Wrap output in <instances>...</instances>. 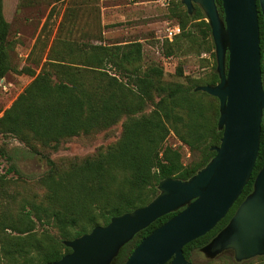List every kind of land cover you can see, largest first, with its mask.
<instances>
[{
  "label": "trees",
  "instance_id": "16d2710c",
  "mask_svg": "<svg viewBox=\"0 0 264 264\" xmlns=\"http://www.w3.org/2000/svg\"><path fill=\"white\" fill-rule=\"evenodd\" d=\"M215 3L222 17V1ZM179 8L180 2L174 14L179 19L181 34L170 44L177 45L179 38L190 40L196 34L203 39L211 37L198 6L194 5L192 16ZM258 22L263 49L260 12ZM189 24L192 29L186 31ZM8 36L9 24L0 0V80L11 69ZM142 53L139 42L105 46L60 40L50 48L37 75L21 70L34 78L3 111L0 135L14 136L28 145L40 142L55 151L63 140L88 135L116 124L122 117L126 119L119 140L95 157L73 160L65 170H59L47 159L50 169L41 181L46 189L44 201L21 197L13 190V183L5 175L18 174L14 168L0 175V263L58 261L70 253L63 245L64 240L87 234L113 217L147 205L157 196L160 181L168 178L186 181L214 157L215 152L210 149L219 146L222 132L217 129L219 106L210 105L212 99L218 100L194 89L218 83L215 67L206 80L195 81L188 87L169 84L162 80L165 72L162 66L151 65L145 72L139 70L136 63ZM163 57L171 58L172 54L165 52ZM178 71L183 72L181 68ZM154 97L158 100L154 101ZM148 106L152 110L144 114ZM171 132L183 145L200 153L198 161L183 164L178 149L166 144ZM263 161L262 126L259 152L248 184L210 232L183 247L186 260L190 261L194 251H199L227 225L252 191ZM175 214H167L137 233L111 264H124L143 237Z\"/></svg>",
  "mask_w": 264,
  "mask_h": 264
},
{
  "label": "water",
  "instance_id": "95a60500",
  "mask_svg": "<svg viewBox=\"0 0 264 264\" xmlns=\"http://www.w3.org/2000/svg\"><path fill=\"white\" fill-rule=\"evenodd\" d=\"M221 1L222 17L215 0H180L189 16L198 6L211 31L219 81L194 91L219 102L217 129L222 137L210 149L214 157L186 181H160L157 196L147 205L64 240L70 253L45 264H111L137 233L170 213L176 214L143 237L124 264H192L183 247L210 232L237 201L251 178L264 128V0ZM258 12L263 17V49ZM227 250L233 251L236 263L264 256V161L252 191L199 251L214 260Z\"/></svg>",
  "mask_w": 264,
  "mask_h": 264
},
{
  "label": "rangeland",
  "instance_id": "374dc122",
  "mask_svg": "<svg viewBox=\"0 0 264 264\" xmlns=\"http://www.w3.org/2000/svg\"><path fill=\"white\" fill-rule=\"evenodd\" d=\"M179 2L180 0L165 3L161 0H3V13L9 24L11 69L0 80V117L33 80L34 77L27 72L37 75L47 61L50 48L55 41L60 40L105 46L139 42L143 46V53L136 66L141 72L148 71L151 65L163 68L167 65L162 78L165 83L188 87L195 81L206 80L213 67L216 69L212 38L203 39L200 34H196L190 40L179 38L177 45L170 44L164 38L168 27L180 24L174 14ZM179 10L186 9L182 5ZM190 29L189 24L186 31ZM169 51L172 57L167 61L163 54ZM178 68L183 72L178 71ZM22 69L28 71L24 73L21 72ZM157 100L154 97V101ZM210 106L215 108L219 103L212 99ZM151 110L152 107L148 106L143 113L148 114ZM125 119L126 117H122L116 124L88 135L63 140L55 151L40 142L32 141L28 145L14 136L0 135V175L3 176L7 169L14 168L18 174L12 172L5 175L13 183V190L21 197L44 201L46 189L41 181L50 169L47 159L59 170H65L73 160L95 157L119 140ZM166 144L178 149L186 166L200 158L198 151H192L183 145L172 132L167 137ZM37 230L41 231V227H37ZM51 231L55 234L54 230ZM190 261L192 264H235L234 258L229 254L207 260L200 251H194ZM242 264H264V256Z\"/></svg>",
  "mask_w": 264,
  "mask_h": 264
},
{
  "label": "built area",
  "instance_id": "2783aa9c",
  "mask_svg": "<svg viewBox=\"0 0 264 264\" xmlns=\"http://www.w3.org/2000/svg\"><path fill=\"white\" fill-rule=\"evenodd\" d=\"M169 0H161L162 3L168 2ZM181 34V28L179 25H174L171 27H168L165 31L164 38L171 42L175 37ZM164 58V57H163ZM165 60H169L171 58H164ZM167 65H165L164 70L166 71Z\"/></svg>",
  "mask_w": 264,
  "mask_h": 264
},
{
  "label": "flooded vegetation",
  "instance_id": "af4514ba",
  "mask_svg": "<svg viewBox=\"0 0 264 264\" xmlns=\"http://www.w3.org/2000/svg\"><path fill=\"white\" fill-rule=\"evenodd\" d=\"M223 254H229V255H231L233 257V251L232 250H227Z\"/></svg>",
  "mask_w": 264,
  "mask_h": 264
}]
</instances>
